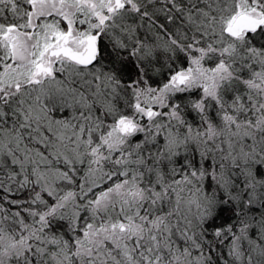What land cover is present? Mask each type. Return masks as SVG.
<instances>
[{
  "label": "snow or ice",
  "instance_id": "1",
  "mask_svg": "<svg viewBox=\"0 0 264 264\" xmlns=\"http://www.w3.org/2000/svg\"><path fill=\"white\" fill-rule=\"evenodd\" d=\"M162 3L0 0V264H264V0ZM136 17L167 36L161 86Z\"/></svg>",
  "mask_w": 264,
  "mask_h": 264
},
{
  "label": "trees",
  "instance_id": "2",
  "mask_svg": "<svg viewBox=\"0 0 264 264\" xmlns=\"http://www.w3.org/2000/svg\"><path fill=\"white\" fill-rule=\"evenodd\" d=\"M163 7H166V6H163ZM170 7V6H168ZM159 19H157L155 17V20H156V23L157 24H160V23H167L166 21V17L164 15V13H158L157 14ZM129 23H134V20L130 19L128 20ZM154 27V26H153ZM169 27V30L170 31H174L175 30V26L174 25H168ZM155 32L159 31V28L158 27H154V30ZM126 40V38H125ZM108 42V38L105 37V40H104V43L107 44ZM127 42V40H126ZM255 43L257 45L261 44V43H264V38H261L260 36H257L255 38ZM161 51H159V53H157L159 56L157 57V59H152L151 57L148 58V61H145V64L147 65L148 67V72H147V76L145 77V79H147L149 81V84L151 86H155V87H158V86H161L162 83L166 82V78L167 76L169 75V72H168V65L169 63H171V61L169 60V57L171 56L168 52H165L164 49H160ZM129 52L131 51V47L129 48L128 50ZM125 56L128 55L127 52L124 53ZM149 61H151V63L149 64ZM178 63V62H177ZM173 66H175V64H173ZM239 66V65H237ZM128 68L129 69H133L134 68V64H129L128 65ZM253 70H258L257 66L254 67ZM128 75H131L133 78H135V72L134 71H131V72H126L125 73V79H127V76ZM248 77V72L245 71L244 74H243V78H247ZM241 91L244 90L243 88V85H237ZM73 87H76L78 89V91H85L86 95H88V98L89 100H93V97L87 92V90L83 89V88H80L79 84H75L73 85ZM92 91H95V88L93 87L92 88ZM231 93H229L225 98L230 100L231 99ZM107 99H111L110 97H105ZM116 106L118 108H123L124 107V101L123 99H120V98H116V100L113 101ZM175 102V101H173ZM95 107L98 109L100 107L99 104H96ZM213 115H214V112L215 110L213 109ZM187 115H186V119L189 120L190 122H198V119L197 117L195 116V114L190 110V109H187ZM98 114V113H97ZM193 127L195 128L196 127V123H193ZM185 128V127H184ZM182 129V128H180ZM179 129V130H180ZM141 136V135H140ZM142 138V137H141ZM198 154H197V159H198ZM211 157L209 156L208 157V160L206 161V163H210V159ZM86 166V165H85ZM81 175H83V170H81ZM237 181L239 183H237ZM235 181V184H239L236 188H232L233 190H231L233 192V194H236V193H239L241 191V189L243 188V180L242 178H240V180H237ZM205 183H207V181H205ZM218 196H224V193L223 191H219L218 193ZM27 195L28 193L27 192H23V193H12L10 194V198L12 199H26L27 198ZM247 197V194H243L242 195V199L245 200ZM248 198V197H247ZM7 207V205H5ZM232 207L235 208L236 207V204L235 202H232ZM241 207H243V205L241 204ZM254 207V210H255V206ZM12 211H16V209L13 207L11 209ZM249 215H251V213H249ZM258 218V216H257ZM30 222V221H29ZM227 224H236V229H234V231H237V229L239 228V224L237 223V217L235 215H232V214H229L228 212L224 211V212H221L220 215L217 216L215 222L213 224H210L209 225V231L211 232L215 227H221V226H226ZM6 227H8L9 229L15 227L14 225H11V224H7ZM238 234V233H237ZM252 233H250L251 235ZM208 239H212L213 237L211 236H208L207 237ZM228 243H231V238L229 237V239L225 242V246H224V255L227 257V244ZM215 255V254H214ZM247 259V256L245 255V261Z\"/></svg>",
  "mask_w": 264,
  "mask_h": 264
},
{
  "label": "rangeland",
  "instance_id": "3",
  "mask_svg": "<svg viewBox=\"0 0 264 264\" xmlns=\"http://www.w3.org/2000/svg\"><path fill=\"white\" fill-rule=\"evenodd\" d=\"M163 6H166V5H164L162 3V0H155V7L156 8H160V7H163ZM149 11H152V9L149 8ZM153 19H155V17H153ZM129 24H132V23H129ZM134 24L138 25V28H137V31H136V38H138L143 44L148 45L149 47H151L153 49V54H152L151 58L152 59H157V57L159 56L157 53H159V51H161L160 49H164L163 48V44H164V41L167 40V36H165L164 33L160 29L157 32L153 31L155 26L154 27L153 26L150 27L149 26L150 25V21L148 19H144L143 21H141L139 19V17H136L134 19ZM158 37H163V39H158ZM131 43L134 44L135 40H133ZM168 53L170 55H172V53H170V52H168ZM185 66H187V65L185 64ZM205 66L208 67L210 65L206 63ZM257 68H258V66H257ZM258 70H259V68H258ZM258 70H256V71H258ZM248 77H249V73H248ZM152 87H155V86H152ZM197 119H199V118L197 117ZM173 123H175V122H173ZM176 130H177L176 128H173V131H176ZM201 130H203V129H201ZM179 131L183 134L186 131V127L185 128L182 127V129H180ZM140 135H141L140 137L143 136V134H140ZM162 142H163V139L161 137L160 143L162 144ZM191 148H195V145H192ZM181 153L183 155V149H181ZM219 155L220 154L217 153V161L218 162H219ZM209 156L211 157V155H209ZM181 162H182V160H181ZM210 162H211V160H210ZM177 166H179V165H177ZM165 171L167 172V169H165ZM179 178H180L179 176L176 177V179H179ZM242 180H243V178H242ZM237 183H239V182L237 181ZM242 184H243V182H242ZM236 187H234V188H236ZM230 190H233V189H230ZM184 195L187 197L189 195V193L186 191L184 193ZM245 200H247V197H246ZM193 211H195V209H193ZM251 236H252L253 239H255V233L254 232L251 234ZM242 250L245 251V253H247L248 245H247L246 241L242 242Z\"/></svg>",
  "mask_w": 264,
  "mask_h": 264
}]
</instances>
